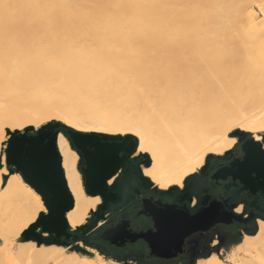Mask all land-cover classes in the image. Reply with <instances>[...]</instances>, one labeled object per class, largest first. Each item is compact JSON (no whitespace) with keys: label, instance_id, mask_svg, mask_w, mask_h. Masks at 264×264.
I'll list each match as a JSON object with an SVG mask.
<instances>
[{"label":"bare ground","instance_id":"bare-ground-1","mask_svg":"<svg viewBox=\"0 0 264 264\" xmlns=\"http://www.w3.org/2000/svg\"><path fill=\"white\" fill-rule=\"evenodd\" d=\"M262 38L264 0H0V264H139L71 232L105 196L87 192L62 133L55 146L72 197L62 217L8 162V149L61 123L130 133L144 181L184 190L232 150L237 132L261 140ZM255 221L222 251L195 244L182 264H264V218Z\"/></svg>","mask_w":264,"mask_h":264},{"label":"flooded vegetation","instance_id":"flooded-vegetation-1","mask_svg":"<svg viewBox=\"0 0 264 264\" xmlns=\"http://www.w3.org/2000/svg\"><path fill=\"white\" fill-rule=\"evenodd\" d=\"M250 139L260 144L248 143ZM136 151L137 147L133 152L121 150L120 156L125 157V160L112 177V184L121 182L124 186L121 194L127 202L121 204L112 199L104 201L99 215L90 222L93 223V228L88 232L82 229L79 234L87 244L96 247L103 254L120 262L187 263L195 253V244L206 253L222 251L240 239L244 232L255 230L257 216L264 218V137L256 140L248 134L227 154L213 156L206 169L188 179L184 190L177 187L161 190L145 182L135 168L141 159H132ZM80 167L82 170L86 168L85 157L82 158ZM146 202L151 205L153 212L165 205H173L190 215L218 206L220 211L231 212L240 219L232 218L230 223L218 222L206 231L192 233L185 238L180 251L173 249L172 255L165 257L152 253L150 244L144 238L136 237L140 233L158 230L154 215L145 209ZM240 206L242 211L237 212L236 208ZM103 215L107 216L105 222L97 225L99 217ZM123 222L128 223L123 240L116 233H112L108 240L102 237L104 231H112Z\"/></svg>","mask_w":264,"mask_h":264},{"label":"water","instance_id":"water-1","mask_svg":"<svg viewBox=\"0 0 264 264\" xmlns=\"http://www.w3.org/2000/svg\"><path fill=\"white\" fill-rule=\"evenodd\" d=\"M55 127L57 125L51 126V130L44 129L36 138L25 141L26 146L23 143L13 148L10 146L8 162L14 163L26 180L43 195L52 215L62 217L70 207L72 197L66 183L60 177L62 175L61 161L55 146L58 131L52 130ZM65 134L81 155L79 169L87 192L93 195L103 194L105 201L112 199L114 202L126 203L127 200L121 194L124 190L121 182L109 184V181L125 160V157L120 156L121 150L133 152L138 146L137 139L125 137L123 142H116L115 140L122 137H94L73 130ZM236 134L241 136V140L248 135V133L240 132ZM248 143L260 144L253 139H250ZM83 157L86 159V168L82 170L80 165ZM136 191L139 193V190ZM145 209L150 210L154 215L158 230L140 233L136 237L144 238L150 244L152 253L165 257H170L173 249L180 251L185 238L192 233L206 231L218 222L230 223L232 218L240 219L231 212L220 211L218 206H211L194 215L177 209L173 205H165L164 208L153 212L151 205L146 202ZM127 225V222L120 223L112 231H104L102 237L108 240L111 239L112 233H116L123 240ZM92 228L93 223H89L83 229H85L84 232H88Z\"/></svg>","mask_w":264,"mask_h":264},{"label":"rangeland","instance_id":"rangeland-1","mask_svg":"<svg viewBox=\"0 0 264 264\" xmlns=\"http://www.w3.org/2000/svg\"><path fill=\"white\" fill-rule=\"evenodd\" d=\"M229 30V29H228ZM230 31H231V29H230ZM232 45H230V47H231ZM229 47V48H230ZM231 49V48H230ZM230 49H227V50H230ZM260 49H261V51L262 52H264V38H262V40H261V42H260ZM64 126H66V127H69V128H71V130H73V131H76V130H74L72 127H70L69 125H67V124H65V123H61L60 125H59V127H57L56 128V131H58V132H60V133H62L67 139H68V141L70 142V140H69V138H68V136H67V134H65L66 132L62 129ZM77 132H80V133H84V134H89V135H93L94 137H105L104 135H100V134H90V133H87V132H83V131H77ZM113 133V134H112ZM112 133H110L109 134V137H122V139H117V140H115L116 142H123L124 140V138L125 137H129L130 136V133H121V132H119V133H115V132H112ZM33 134H35V132H33ZM112 134V135H111ZM248 134H250L251 136H253L254 137V133H248ZM259 135L263 138L264 137V132L262 133V132H259ZM261 138V139H262ZM102 141H106V140H102ZM107 141H110V140H107ZM71 143V142H70ZM72 145V144H71ZM73 149L74 150H76V148H74L73 147ZM77 151V153L79 154V158H80V160H81V155H80V153L78 152V150H76ZM80 160H79V162H80ZM21 172V171H20ZM22 173V172H21ZM113 180H114V178H113ZM144 180V179H143ZM146 182V181H145ZM113 183V182H112ZM111 183V184H112ZM155 186V185H154ZM157 187V186H156ZM160 189V188H159ZM162 190V189H161ZM103 204V203H102ZM102 204H100V206L102 205ZM99 206V207H100ZM99 212H100V208H99ZM99 212H98V214H96V215H94L93 216V218L94 217H96V216H98L99 215ZM103 216H105V215H103ZM101 217V216H100ZM99 217V218H100ZM107 217V216H106ZM92 218V219H93ZM99 220L100 219H98V222H99ZM97 225H99V223H97ZM101 225V224H100ZM86 225H82L81 227H80V229L79 230H71V232L72 233H74V234H76V233H78V234H80V232H81V230L85 227ZM82 238V237H81ZM83 239V238H82ZM83 241H84V239H83Z\"/></svg>","mask_w":264,"mask_h":264},{"label":"trees","instance_id":"trees-1","mask_svg":"<svg viewBox=\"0 0 264 264\" xmlns=\"http://www.w3.org/2000/svg\"><path fill=\"white\" fill-rule=\"evenodd\" d=\"M66 133H68V131H70L71 130V128H69V127H66V126H64L63 128H62ZM143 264V263H142Z\"/></svg>","mask_w":264,"mask_h":264}]
</instances>
